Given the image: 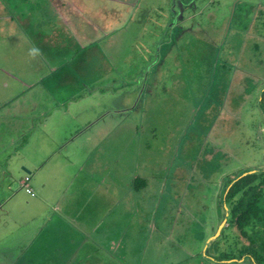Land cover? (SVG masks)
I'll return each mask as SVG.
<instances>
[{"label":"rangeland","instance_id":"374dc122","mask_svg":"<svg viewBox=\"0 0 264 264\" xmlns=\"http://www.w3.org/2000/svg\"><path fill=\"white\" fill-rule=\"evenodd\" d=\"M106 1L87 2V12L102 5L98 13L104 14ZM181 1L140 0L139 21L134 22L145 31L130 45L136 42L141 49L135 55L129 50L127 55V49L122 52L128 57L125 68L136 70L137 75L147 68L144 43L152 37L146 32L156 30L159 36L163 28H173L174 43L167 58L173 62L166 80L159 83L161 91L154 92L151 105L149 100L145 104L146 97L140 98L137 109L130 116L126 113L124 129L120 125L107 146L113 153L111 160L124 151L126 161L133 158L132 164L136 163L137 174L146 173L139 179L145 182L135 199L149 195L152 209L144 204L128 209L137 217L133 220L128 213L120 224L111 218L105 225L109 240L118 234L124 239L114 242L116 248L106 249V244L86 238L89 226L71 220L59 223V218L54 225L48 222L56 192L50 190L53 175L44 170L53 161L35 175L36 183H46L47 191L38 194L31 186L34 194L30 195L21 184L25 176L31 184L25 167L45 139L31 120L36 114L30 111L38 100L45 102L49 97L38 95L40 87L30 83L47 70L43 62L34 64L32 59L43 49H32L33 43L45 34L63 46L60 57L73 52L79 36L92 34L87 23L90 14L67 11L73 25L55 15L44 19L40 15L38 22L36 7L42 0H0V264H251L239 258L244 242L234 227L218 228L225 208L220 190L228 177L264 166V118L259 103L264 86V0ZM154 6L158 12L150 17ZM81 18L83 25L77 23ZM93 19L96 24L97 18ZM22 32L30 36L26 39L30 42L19 48L17 37ZM83 52L92 54L88 49ZM165 97L168 106L162 104ZM58 132L60 140L55 141L62 143L68 135ZM60 145L64 153L65 146ZM66 162L61 161L63 169L70 168ZM68 218V213L62 215V220Z\"/></svg>","mask_w":264,"mask_h":264},{"label":"crops","instance_id":"0c3cea01","mask_svg":"<svg viewBox=\"0 0 264 264\" xmlns=\"http://www.w3.org/2000/svg\"><path fill=\"white\" fill-rule=\"evenodd\" d=\"M42 1L40 6L36 7L38 8L36 13L38 22L41 21L40 15L43 19L55 15L64 20L66 25L72 24L67 11H72L74 15H81V12L86 13L90 10L87 2H91V0ZM139 2L140 0H107L104 14L98 13L102 5H98V10L95 9L94 12H87L88 15L90 14V20L87 23L92 31L91 36L87 38L79 36L77 40L81 48L73 44L71 48L73 52L70 51L63 57H60L63 48L60 42L48 40L45 34L40 36L45 37L33 43L36 47L32 48L43 49V54L36 53V58L32 60L35 65L43 62L47 70L37 74L30 83L40 87L38 95L49 97L45 98V102L38 100L33 108L36 111L32 108L30 111V115L36 114L31 116V120L36 123V128L45 139L41 143V148H38L36 157L30 158L29 156L30 167H25V170L31 174L32 178L30 179L31 184L28 185L32 186L31 188L38 194L44 192L46 187L43 186L46 183L37 184L35 175L45 169L49 161H53L50 167L44 170L48 171L50 176L53 175L50 190L56 192V203L53 209L56 214L52 211L48 222L54 225L56 218H59V223L68 224L71 220V222L75 221L77 224L89 226L86 238L93 237L99 243L106 244L104 245L106 249L108 246L116 248L114 242L124 239H120L118 234V238L109 240V229L105 225L111 218L114 224H120L125 216H132L133 220L137 217L133 216V212L128 209L137 210L143 204L145 209H152L149 195L140 196L139 201L135 199L139 195L140 184L145 182L139 179L146 173L137 174L136 163L132 164L133 158L126 161L124 151L118 152L111 160L110 154L113 153L108 152L107 146H109L110 139L115 136V130L119 129L120 125L124 129L126 113L128 112L130 116L137 109L142 96L147 98L145 104H148V100L150 105L153 104V97L157 95L154 92L161 91L158 90L159 83L162 84L166 80L169 75V64L173 62L167 61L168 50H172L174 43L173 28L169 26L163 28L159 36L156 30L146 32L149 39L152 37V40L144 43L148 46V60L144 63L146 70L134 75L137 73L136 70L125 68L124 62L128 60V57L123 56L122 52L127 49V55L128 50L134 52L133 55L138 54L141 48H137L136 42L132 45L130 43L135 40L136 35L138 39V36L145 31H142L140 23L135 25L136 22H134L139 21L138 16L141 10V7L137 8ZM155 6L153 10L150 7V17L153 16V11L154 14L158 12ZM8 12L7 9V20L11 18ZM93 18H97L96 24ZM77 23L83 25L86 22L81 18ZM9 31L10 34L14 33L12 28ZM30 32L32 33V30ZM50 32L54 34V28ZM17 38L21 40H17L20 42L17 43L19 48L29 45L30 41L26 40L30 38L28 34L22 32V36ZM86 40L89 41L86 42ZM85 49L92 54L89 56H86L84 52L81 54ZM8 56H10L9 52H7V58ZM57 56L61 59L55 63ZM59 69L63 72L57 73ZM105 69H107L106 73L103 72ZM148 69L149 73L144 74ZM148 80L149 84L146 83ZM45 85L48 86L46 89ZM163 88L165 89V86ZM169 103L167 99L162 101V104L167 106ZM73 106L79 108L76 113L75 108L72 113ZM145 110L148 111L149 108ZM34 129L35 125L31 127V130ZM58 130L68 135L62 137L66 139L62 143L55 141L60 140V135H57ZM66 130L73 131L67 132ZM60 144L65 146L64 153ZM88 145L90 148L87 147ZM64 160L70 168H62L61 161ZM143 200L147 203L145 204ZM47 205L50 208L51 204ZM66 211H68L69 218L64 221L62 215H67ZM134 232L135 230L131 233L134 234ZM123 233H125L124 230ZM133 234H130L131 240L134 237Z\"/></svg>","mask_w":264,"mask_h":264},{"label":"trees","instance_id":"16d2710c","mask_svg":"<svg viewBox=\"0 0 264 264\" xmlns=\"http://www.w3.org/2000/svg\"><path fill=\"white\" fill-rule=\"evenodd\" d=\"M189 2L183 0L181 4ZM259 103L264 118V86ZM220 200L225 207L222 209V219L226 218L223 227H234L237 237L244 242L239 249L241 262L249 259L251 264H264V166L247 168L228 177Z\"/></svg>","mask_w":264,"mask_h":264},{"label":"built area","instance_id":"2783aa9c","mask_svg":"<svg viewBox=\"0 0 264 264\" xmlns=\"http://www.w3.org/2000/svg\"><path fill=\"white\" fill-rule=\"evenodd\" d=\"M27 181H28V176H25V177L23 178V180L21 181V184L23 185V187H24V189H25V191H26L27 193H29L30 195H33L34 192H33V190L30 188V186L28 185Z\"/></svg>","mask_w":264,"mask_h":264},{"label":"water","instance_id":"95a60500","mask_svg":"<svg viewBox=\"0 0 264 264\" xmlns=\"http://www.w3.org/2000/svg\"><path fill=\"white\" fill-rule=\"evenodd\" d=\"M225 221H226V218L224 217V218L222 219L221 224L219 225L218 231H220V229L223 227Z\"/></svg>","mask_w":264,"mask_h":264}]
</instances>
